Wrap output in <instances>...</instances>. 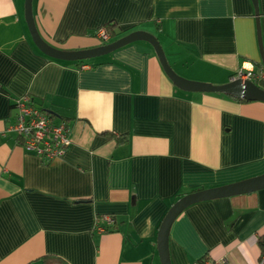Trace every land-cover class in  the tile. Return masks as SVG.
<instances>
[{"label":"crops","instance_id":"0c3cea01","mask_svg":"<svg viewBox=\"0 0 264 264\" xmlns=\"http://www.w3.org/2000/svg\"><path fill=\"white\" fill-rule=\"evenodd\" d=\"M257 9L252 0H32L56 48L99 46L105 24L115 39L143 30L177 74L215 85L239 68L264 71V0ZM25 94L68 125L60 159L46 163L6 131ZM262 173L264 101L179 89L146 41L82 62L51 58L32 41L25 0H0V264L46 255L161 264L157 232L174 201ZM262 235L264 189L199 201L171 225V264H257Z\"/></svg>","mask_w":264,"mask_h":264},{"label":"water","instance_id":"95a60500","mask_svg":"<svg viewBox=\"0 0 264 264\" xmlns=\"http://www.w3.org/2000/svg\"><path fill=\"white\" fill-rule=\"evenodd\" d=\"M252 2L255 8V14L258 17L257 0H252ZM25 21L35 46L39 49V51L51 58L66 61L85 60L107 54L123 45L134 41H146L153 47L166 75L179 89L190 92L225 93L238 99L264 101V89L259 87L249 79L241 80L240 78H237L232 79L225 84L215 85L212 83L188 80L180 76L168 63L165 52L158 38L154 34L147 31L135 30L115 40L92 48L64 50L50 45L41 37L36 27L32 13V0H25ZM257 32L259 49L262 64L264 67V52L261 44L259 27ZM261 189H264V173L225 185L192 191L179 197L168 208L158 228L157 252L159 255L160 263L171 264L168 246L171 225L176 217L186 207L199 201L229 197L233 195L258 191Z\"/></svg>","mask_w":264,"mask_h":264},{"label":"built area","instance_id":"2783aa9c","mask_svg":"<svg viewBox=\"0 0 264 264\" xmlns=\"http://www.w3.org/2000/svg\"><path fill=\"white\" fill-rule=\"evenodd\" d=\"M96 36L103 44L110 40L109 33L104 27L96 30ZM237 78L253 81L255 78H264V73H255L252 68H239L232 79ZM12 103L15 113L6 131L16 135L25 151L34 153L46 163L60 159L71 143L68 125L64 122H55L54 117L37 105L28 94L16 97ZM106 221L108 225H112L115 220L112 216H107ZM224 263L225 260L220 259L216 262L203 260L192 264ZM257 264H264V254L259 256Z\"/></svg>","mask_w":264,"mask_h":264},{"label":"trees","instance_id":"16d2710c","mask_svg":"<svg viewBox=\"0 0 264 264\" xmlns=\"http://www.w3.org/2000/svg\"><path fill=\"white\" fill-rule=\"evenodd\" d=\"M102 27H104L106 29V31L109 33V36H110V40L109 41H112L113 39H115V37H117L116 28L114 26H112L110 24H105ZM102 44H103V42H102ZM82 61L83 60H79L78 62H82ZM80 67H81V65H80ZM262 72L264 73L263 70H262ZM253 82L255 84H257L259 87L264 89V78H262V79L255 78L253 80ZM229 96H231V95H229ZM231 97H233V96H231ZM233 98L234 99H238L236 97H233ZM12 106H13V103H12ZM43 109L53 116L52 111H49V110H47L45 108H43ZM124 141H126V137L120 139L118 142H124ZM257 244L260 247L261 254H264V235L259 236V238L257 239ZM42 264H67V263L65 261H63L62 259H60L59 257L55 256V255H46V256H44L42 258Z\"/></svg>","mask_w":264,"mask_h":264}]
</instances>
